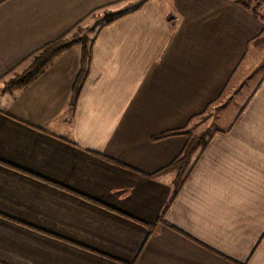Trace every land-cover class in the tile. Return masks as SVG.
<instances>
[{
  "label": "crops",
  "instance_id": "crops-1",
  "mask_svg": "<svg viewBox=\"0 0 264 264\" xmlns=\"http://www.w3.org/2000/svg\"><path fill=\"white\" fill-rule=\"evenodd\" d=\"M104 11L75 104L77 43L1 87ZM263 37L235 0H0V264H264ZM202 123L173 197L187 138L160 136Z\"/></svg>",
  "mask_w": 264,
  "mask_h": 264
},
{
  "label": "trees",
  "instance_id": "trees-1",
  "mask_svg": "<svg viewBox=\"0 0 264 264\" xmlns=\"http://www.w3.org/2000/svg\"><path fill=\"white\" fill-rule=\"evenodd\" d=\"M235 2L243 8L251 10L256 16H259L257 12L260 8L261 2L264 3V0H235ZM255 3L258 4L254 6ZM116 17L117 16H114L112 19L106 21L105 25L113 22ZM70 33L71 32H68V34H65L64 36L47 44L40 51L34 54L31 58L29 67L25 69L21 75H18L16 76V78L11 80V82L9 83V89L23 88L30 85L45 71V69L59 54L70 48L72 45L76 44L77 42L70 41L68 39V35ZM81 46L82 50L80 58V68L72 88V105L76 103L84 82L89 75V68L92 59L93 43L91 42V45L87 46L85 42H82ZM214 134L215 131H209L207 134H205V136L202 135L198 137L193 134L192 130L189 129L187 125L181 130L168 132L160 136V138H164L171 135H183L187 138V143L182 153L176 159H174L165 170H163V172L175 171L177 173V179L175 181V193L173 197L177 195L176 190H178L184 183L190 170L194 166L195 161L206 150Z\"/></svg>",
  "mask_w": 264,
  "mask_h": 264
},
{
  "label": "rangeland",
  "instance_id": "rangeland-1",
  "mask_svg": "<svg viewBox=\"0 0 264 264\" xmlns=\"http://www.w3.org/2000/svg\"><path fill=\"white\" fill-rule=\"evenodd\" d=\"M256 4L258 3H255L254 6H256ZM251 11V10H250ZM259 14L258 17H260L261 19L264 20V3L261 2L260 4V8L258 9V12ZM115 15L110 13V12H107V11H104V12H101L99 14H96L94 16H92L91 18L87 19L84 23L82 22L79 26H77L69 35H68V39L70 41H74V42H77L78 44L81 45L82 42H85L87 44V46H90L91 45V42L93 40V36H94V33L95 31L101 26V25H105L106 24V21L112 19ZM252 61L254 62V65L251 67V69L249 70L248 72V77L249 76H252L251 78L252 79H255L257 73H258V70L259 68L262 66V71H264V37L263 39L261 40V42L257 45L256 49L254 50V58L252 59ZM254 70H256V75L254 74ZM22 73H16L12 76H10V78L4 83V86H1L2 88L4 89H9V83L11 82V80H13L14 78H16V76L18 75H21ZM250 80V79H248ZM248 83L246 82V85ZM249 85H247L246 88H248ZM243 88L241 89L242 91L245 90V87L242 86ZM228 93L227 94H224V96L222 97L221 100H218L216 102L215 105L217 104H222L224 101L226 102V100H228ZM228 106V104L226 105V107ZM201 117L197 118L198 121L200 120ZM196 121V122H198ZM193 123V121H192ZM192 123H190V125H192ZM195 123V121H194ZM201 124V123H200ZM204 124L203 127H200L198 130H195L193 132L194 135L196 136H202L205 134H207L209 131L212 132L213 129L211 128H208L207 126H205V123H202ZM218 124H221V122H219ZM208 130V132H207Z\"/></svg>",
  "mask_w": 264,
  "mask_h": 264
}]
</instances>
